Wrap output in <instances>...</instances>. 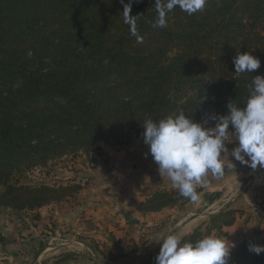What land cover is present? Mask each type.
Returning a JSON list of instances; mask_svg holds the SVG:
<instances>
[{
	"label": "trees",
	"instance_id": "16d2710c",
	"mask_svg": "<svg viewBox=\"0 0 264 264\" xmlns=\"http://www.w3.org/2000/svg\"><path fill=\"white\" fill-rule=\"evenodd\" d=\"M127 3L0 0V209L32 211L75 194L71 184L17 179L62 158L98 155L100 144L128 145L148 119L182 110L215 126L208 118L227 115L229 102L243 108L253 77L264 76V0H207L193 15L177 7L164 28L153 27L155 0H131L142 42L124 23ZM237 52L258 58L260 68L236 74ZM190 202L174 188L135 210L182 211ZM239 211L213 214L204 232L202 223L183 240L222 235ZM250 244L264 245L259 226L235 244L228 264H264V252L256 255Z\"/></svg>",
	"mask_w": 264,
	"mask_h": 264
},
{
	"label": "clouds",
	"instance_id": "9594fccd",
	"mask_svg": "<svg viewBox=\"0 0 264 264\" xmlns=\"http://www.w3.org/2000/svg\"><path fill=\"white\" fill-rule=\"evenodd\" d=\"M206 4L207 0H155L157 18L153 27H167L168 14L177 7L193 15L202 11ZM130 12L131 0L124 4V23L137 42H142L137 29L139 15L131 16ZM233 66L236 74H249L260 68L261 61L249 52H237ZM227 108V115L208 118L215 122L214 127L205 126L207 119L203 123L194 122L182 110L158 122L148 119L143 125V142L148 146L159 174L171 181L181 197L193 203L201 198L197 189L208 186L209 174L220 179L225 167L234 170L235 165L224 159V154H228L225 142L230 136L234 135V141L238 142L231 151L236 161L253 170L258 165L264 168V76L253 77L243 108L230 102ZM159 242L155 264H228L231 249L235 247L225 235H207L191 242L183 240L173 230ZM248 247L256 255L264 252V245L250 244Z\"/></svg>",
	"mask_w": 264,
	"mask_h": 264
},
{
	"label": "rangeland",
	"instance_id": "374dc122",
	"mask_svg": "<svg viewBox=\"0 0 264 264\" xmlns=\"http://www.w3.org/2000/svg\"><path fill=\"white\" fill-rule=\"evenodd\" d=\"M205 126L214 127L211 124H206ZM141 139V142L144 143L143 136ZM234 139L233 135L225 142L228 154H224L225 161L229 159L235 165L234 170L225 167L224 176L220 179H216L209 174L207 177L208 186L200 188V200L196 203L190 202L182 211L166 209L158 213L141 214L137 212L135 206L147 200L152 194L174 189H166V186H157L150 189V194L144 200L135 202L130 208L116 207L110 199L107 205L108 209H103L99 213L97 221H89L87 223L83 221L84 225L79 226L82 229V233L76 237L88 241V252L84 251L87 255L84 258L87 259L88 263L146 264L157 256L160 249L159 241L169 230L175 231L184 238L202 223H205L201 229L204 232L209 217L221 211L220 209L225 206L240 210L235 214V218L239 217L237 226L232 227L233 224L230 227H225L222 235H217L214 232L210 235L221 237L225 235L230 241L238 243L240 237L242 239L252 237L258 226L261 234H264V191L262 190L261 170L259 165L253 170L250 166L241 164L231 156L232 149L238 145V142L234 141ZM128 145L112 147L125 149ZM91 158L97 161L104 159L101 151L98 155L92 154L89 157L79 155L76 158H62L49 162L45 167L38 168L31 173H24L17 180L30 186H65L68 184L77 186L78 190L75 194L49 205L54 204L58 206L57 209L69 204L79 206L80 202L78 201H85V198L88 197L87 192L90 189H94V181L97 182L96 176L88 175L92 169V163L96 162L90 163L89 160ZM107 169L108 167L106 166L101 167L102 175L108 173L109 170ZM64 178L68 179L64 180ZM117 189L118 191H123L125 186H119ZM253 192L254 198L252 197ZM258 193L262 195H257ZM192 203L193 206H191ZM94 204L105 205L107 203H105L103 197H100L98 201H94ZM37 210H10V212H36ZM122 212L127 213L134 219H138L140 224L137 226L127 225L122 218ZM241 216L242 218H240ZM260 218L263 219L261 222ZM67 228L68 225L62 226V230L59 231L61 237H63V230L66 233L70 231ZM227 229L229 231H226ZM72 233L75 235L74 232ZM70 260H73V258L63 256L58 262L67 264Z\"/></svg>",
	"mask_w": 264,
	"mask_h": 264
},
{
	"label": "crops",
	"instance_id": "0c3cea01",
	"mask_svg": "<svg viewBox=\"0 0 264 264\" xmlns=\"http://www.w3.org/2000/svg\"><path fill=\"white\" fill-rule=\"evenodd\" d=\"M141 140L133 139L125 149L100 145L104 159L94 160L88 174L96 176L97 182L94 181V189L87 192L85 201H78L79 206L69 204L57 209L58 206L52 204L36 212L0 210V264H60L58 260L63 256L73 258L67 264H89L84 258L87 257L84 251L88 252V241L76 237L82 233L79 226L84 225L83 221L98 219L99 213L108 209L110 199L116 207L130 208L135 202L144 200L152 187L174 188L166 176L159 174L148 146ZM103 166L109 171L102 175ZM259 169L264 191V168L259 166ZM119 186H125V190L118 191ZM100 197L107 204H94ZM252 197H255L254 192ZM238 221L239 217L232 227L237 226ZM63 225H68L67 230L75 235L63 230L61 237L59 231Z\"/></svg>",
	"mask_w": 264,
	"mask_h": 264
},
{
	"label": "water",
	"instance_id": "95a60500",
	"mask_svg": "<svg viewBox=\"0 0 264 264\" xmlns=\"http://www.w3.org/2000/svg\"><path fill=\"white\" fill-rule=\"evenodd\" d=\"M123 220L125 223L129 226H137L140 224V221L138 219H134L131 216H129L127 213L122 212L121 213ZM127 221V222H126Z\"/></svg>",
	"mask_w": 264,
	"mask_h": 264
}]
</instances>
